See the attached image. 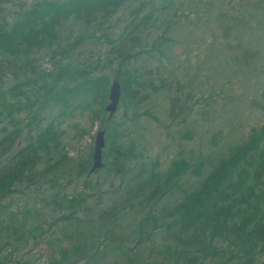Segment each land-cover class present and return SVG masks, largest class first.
<instances>
[{
	"label": "trees",
	"instance_id": "16d2710c",
	"mask_svg": "<svg viewBox=\"0 0 264 264\" xmlns=\"http://www.w3.org/2000/svg\"><path fill=\"white\" fill-rule=\"evenodd\" d=\"M225 1L206 4L217 7L208 20L225 42L235 41V52L240 35L264 29V0ZM132 3L0 0V264H264V126L251 127L225 153L194 157L179 144L191 140L182 128L192 111L184 92L191 84L173 79L172 70L161 77L139 63L156 50L171 61L170 35L191 6L184 0L138 2L103 58L70 59L83 36L60 45L67 22L103 29ZM6 4L16 9L3 15ZM151 32L158 38L149 47ZM247 50L240 60L249 65L256 56ZM107 69L121 86L125 108L118 120L105 111ZM159 92L167 93L175 127L165 135L164 152L177 148L165 168L156 154H144L136 130L142 105ZM86 116L99 121L105 139L104 166L90 176L105 173L109 191L98 192L99 185L87 178L90 154L73 163L61 146L65 119L73 120L82 137L88 131L78 120ZM55 171L67 175L65 183L56 181ZM72 173L82 179L80 192L66 191ZM21 198L26 202L20 205ZM31 240L45 241L44 261L13 258Z\"/></svg>",
	"mask_w": 264,
	"mask_h": 264
},
{
	"label": "rangeland",
	"instance_id": "374dc122",
	"mask_svg": "<svg viewBox=\"0 0 264 264\" xmlns=\"http://www.w3.org/2000/svg\"><path fill=\"white\" fill-rule=\"evenodd\" d=\"M27 1L29 3L31 0ZM140 1L143 0H134L132 6L128 5L125 10H123L124 7L121 8L103 26V29L97 26L88 27L73 21L67 22L59 31L60 45L66 48L76 37L83 36V40L81 39L78 44H75L70 53V59L74 63H80L92 57L103 58L111 44L118 39L131 20L130 9L136 8ZM213 1L184 0L186 5L191 7L185 8V16L179 19L177 28H174V33L170 35L174 40L171 61L167 60L165 56H159L157 50L151 54H143L139 61L147 69L155 72L159 70L161 77H169V71L172 70L173 79L191 84L184 92L186 95L190 94L186 105L187 107L191 106L192 111L187 118L188 123L182 127H187L190 131L191 140H186V138L183 142L179 141V144L184 146L186 152L187 150L192 151L194 157L201 153L204 155L209 151L225 153L226 147L244 137L251 127L264 126V29L260 25V31L251 30L240 35L242 46L233 52L235 41L228 39L225 42L223 36L217 31L215 32L214 20L211 22L208 20L212 17L210 14L216 16L217 7H210L211 10L206 7V4ZM228 1L234 4L239 0H226L225 5ZM194 5L199 7L194 9ZM5 6L7 11H2L3 15L11 9H16L14 4ZM166 30L163 29V31ZM90 34L95 36L90 38ZM148 37L150 39L148 46L151 47L154 42H157L158 35L151 32ZM255 48H258L259 52H256ZM245 49H248L247 51L250 53L254 52L256 56L252 59V64L246 65L240 60V53ZM235 58H237L235 61L231 60ZM105 73L111 83L113 80L112 70L107 69ZM12 83V79L8 78L6 84ZM124 108L120 99L117 112L114 115L115 120L121 118ZM169 108L167 93L151 94L147 103L142 105L140 110L142 116L136 126L137 133L141 136L144 154L151 156L156 154L160 157L163 168L168 165L171 158L175 157L177 151V148L173 147L171 151L169 149L164 152V144L168 141L165 135L171 136L175 131V127L170 124ZM22 115L19 117L21 118ZM87 117L77 119L79 128L83 127L88 131L82 137L73 130V120L66 118L62 123L61 128L65 132L62 136L61 146L64 147L63 151L68 158L73 159L71 160L73 163L84 160L89 154L92 156L93 153V142L96 132L100 129V123L99 121L91 123ZM49 120L50 117L44 124ZM76 133L77 135H75ZM56 168L53 169L56 170ZM104 174L102 172L87 176L99 185L98 192L110 189L111 182L104 178ZM66 176L60 177V172L55 171L53 177L57 182L63 184L66 181ZM70 177V184L66 191L69 193L80 192L83 184L82 179H78L74 173ZM86 193L89 194L91 191ZM93 194L95 193L93 192ZM42 197L44 196H39V199ZM25 202V199L21 198L18 203L21 205ZM44 242L41 240L34 245L33 240L29 243L27 241V244L13 258L28 260V256H31L36 260L40 257L38 262L44 261L43 257L46 254Z\"/></svg>",
	"mask_w": 264,
	"mask_h": 264
},
{
	"label": "water",
	"instance_id": "95a60500",
	"mask_svg": "<svg viewBox=\"0 0 264 264\" xmlns=\"http://www.w3.org/2000/svg\"><path fill=\"white\" fill-rule=\"evenodd\" d=\"M121 97V86L117 80H113L109 86L108 103L105 106V111L108 113V119H111L116 113ZM105 147L104 132L99 130L96 132L93 142V153L91 157V167L88 175L94 171L102 169L104 166L102 159V151Z\"/></svg>",
	"mask_w": 264,
	"mask_h": 264
}]
</instances>
